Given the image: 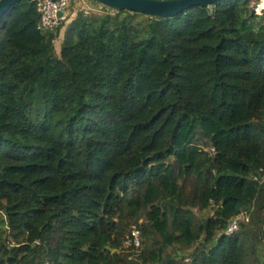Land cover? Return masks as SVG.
<instances>
[{"label": "trees", "instance_id": "trees-1", "mask_svg": "<svg viewBox=\"0 0 264 264\" xmlns=\"http://www.w3.org/2000/svg\"><path fill=\"white\" fill-rule=\"evenodd\" d=\"M249 2L78 8L45 30L35 0L6 11L0 264H264V17Z\"/></svg>", "mask_w": 264, "mask_h": 264}, {"label": "built area", "instance_id": "built-area-1", "mask_svg": "<svg viewBox=\"0 0 264 264\" xmlns=\"http://www.w3.org/2000/svg\"><path fill=\"white\" fill-rule=\"evenodd\" d=\"M76 0H35L36 8L39 13L38 28L45 30L51 29L61 22L67 23L72 16L69 10L70 4ZM89 3V6L87 5ZM95 2V3H93ZM76 5L78 8L85 11L107 12L110 8L103 6L95 0H77ZM106 8V9H105ZM253 11L257 15L264 14V0H256L253 4ZM59 12L61 14L59 15ZM243 218L241 214L232 217L229 220L227 227L224 230L225 234H231L237 230L240 220ZM126 243H131L135 248L140 245L139 230L133 228L130 232Z\"/></svg>", "mask_w": 264, "mask_h": 264}, {"label": "water", "instance_id": "water-1", "mask_svg": "<svg viewBox=\"0 0 264 264\" xmlns=\"http://www.w3.org/2000/svg\"><path fill=\"white\" fill-rule=\"evenodd\" d=\"M21 0H0V22L6 11ZM113 10H133L148 16H171L194 6H207L213 10L218 0H95ZM61 12H59V15Z\"/></svg>", "mask_w": 264, "mask_h": 264}, {"label": "rangeland", "instance_id": "rangeland-1", "mask_svg": "<svg viewBox=\"0 0 264 264\" xmlns=\"http://www.w3.org/2000/svg\"><path fill=\"white\" fill-rule=\"evenodd\" d=\"M77 1V0H76ZM76 1H73L70 6H69V10L70 12H72V16L71 18L75 15L76 13V10L78 9L77 5H76ZM256 0H250V6H252L254 4ZM95 3V2H93ZM87 5L89 6V3L87 2ZM259 16H263L264 17V14L262 15H259ZM63 31H64V27H62V29L60 30V37L57 38V40L55 41V49H56V52L58 53L59 49H60V45H61V41H62V37H63ZM194 212L197 214L198 217H204V216H207V215H210L211 214V210L208 209V210H205L203 212H196V210H194Z\"/></svg>", "mask_w": 264, "mask_h": 264}, {"label": "crops", "instance_id": "crops-1", "mask_svg": "<svg viewBox=\"0 0 264 264\" xmlns=\"http://www.w3.org/2000/svg\"><path fill=\"white\" fill-rule=\"evenodd\" d=\"M60 37V36H59Z\"/></svg>", "mask_w": 264, "mask_h": 264}]
</instances>
